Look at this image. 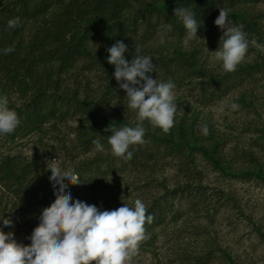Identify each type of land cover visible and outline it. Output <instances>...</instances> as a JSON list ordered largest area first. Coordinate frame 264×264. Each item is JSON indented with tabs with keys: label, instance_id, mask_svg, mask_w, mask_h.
Returning a JSON list of instances; mask_svg holds the SVG:
<instances>
[{
	"label": "trees",
	"instance_id": "trees-1",
	"mask_svg": "<svg viewBox=\"0 0 264 264\" xmlns=\"http://www.w3.org/2000/svg\"><path fill=\"white\" fill-rule=\"evenodd\" d=\"M261 1L0 0V96L8 98L9 108L20 119L15 132L4 137L11 142L46 130L54 132L58 126L76 120L73 139H57L64 155L76 149L85 154L91 152L97 138L105 147L104 152L96 151L94 156L78 161L69 157L74 163V173L89 190L92 200L107 206L104 187L114 177L127 173L143 176L146 186L154 184L161 189L162 193L146 204L148 214L154 217L153 222L145 226L147 233L164 223L170 200L191 197L192 192L202 188L196 168L198 158L223 177L264 184V162L259 156L251 151H240L234 159H227L222 140L210 128L207 135L202 133L199 113L194 109L183 110L181 115L176 112L175 126L167 134L145 121V143L130 148L133 157L129 161L111 154L107 143L111 133L105 131L108 127L119 129L136 125L130 120L127 98L122 100L126 93L114 78V66L107 62V48L123 41L128 46L125 58L129 62L134 55L148 56L147 44L152 32L161 31L165 25L172 26L167 37L182 41L186 31L174 15L177 7H186L195 13L198 23H202L197 32L209 28V19L218 17L221 7L230 9V19L243 26L250 45L262 38V31L242 8ZM17 17L19 26L9 29L8 21ZM136 45L140 46L138 52ZM8 47L13 51L4 54L3 50ZM152 61L155 68L165 70V81L171 79L178 86L193 77H203L202 89L211 97H219L232 87L251 82L256 73L264 71L262 57L241 63L233 73L211 76L204 70L195 48L183 49L178 45L170 56ZM93 72L98 73L103 83L98 93L86 80L85 74ZM149 74L152 77L155 69ZM83 79L86 85H82ZM12 98L17 102H12ZM114 100L125 104L118 114L110 115L107 106ZM259 132L264 141V125ZM46 153L31 158L6 154L0 159V220L12 221L11 227L0 224V229L12 232L16 242L23 245L31 243L29 237L40 222L42 210L56 198L49 180L51 173L45 168V159L55 153ZM168 158L178 160V171L184 178L171 189L156 178L157 169ZM233 160H238V166ZM65 191L71 194L73 201L78 200L77 192L68 186ZM215 192L224 196L221 190ZM208 256V253L203 257L192 256L191 260L202 264ZM223 256L228 264H234L230 256L225 253Z\"/></svg>",
	"mask_w": 264,
	"mask_h": 264
},
{
	"label": "rangeland",
	"instance_id": "rangeland-1",
	"mask_svg": "<svg viewBox=\"0 0 264 264\" xmlns=\"http://www.w3.org/2000/svg\"><path fill=\"white\" fill-rule=\"evenodd\" d=\"M242 9L246 16L258 23L262 31L261 39L250 42L242 63L261 60L264 57V0ZM216 18L209 19V28L197 32L198 38L187 42L186 37L182 41L166 37L165 43L160 44V30L157 29L158 31L152 32L151 41L147 44L148 56L156 60L161 56H170L177 45L183 49L192 47L196 49L206 73L211 76L224 74L220 64L214 60L213 51L217 50L223 35V31L214 24ZM228 21V26L236 25L230 17ZM154 69L152 77L166 82L165 70ZM97 74H85L95 93H98L103 84ZM86 80L83 79L82 85L87 84ZM202 80L203 77H193L182 85L175 84L177 113L181 115L183 110L197 111L200 126L206 124L222 140L227 159H234L240 151H251L264 162V141L259 132L264 125V71L256 73L251 82L232 87L224 95L219 94V97H211L205 92ZM11 100L17 102L15 98ZM122 100L126 101V97ZM123 103L125 104L114 100L107 106V112L110 115L118 114ZM232 103L239 104V109L232 110ZM221 106L223 111L220 110ZM133 112L131 110L130 120L137 124L136 113ZM75 126L76 120H71L64 126H58L57 131L46 130L45 133H34L11 142L0 135V159L6 154L31 158L42 152L49 154L54 151L55 155L45 159L46 170L49 171L47 165L52 160L59 158L62 169L74 171L70 156L78 161L92 157L96 152L95 148L87 154L76 149L68 156L63 154L57 139L72 140ZM237 161L233 160L236 166L239 164ZM196 168L200 172L199 182L202 188L198 192H192L191 197L185 196L168 202L169 211L164 223L147 233L151 240L147 239L141 244L139 254L134 257L132 264H197L191 257H203L207 253L209 256L202 264H228L224 253L230 256L234 264H264V184L257 180L223 177L201 158L197 159ZM156 178L169 189L178 182H183L184 178L178 171V160L168 158L162 162L157 169ZM144 180L143 176L136 173L114 177L104 187L109 202L107 206L92 200L89 190L81 181L79 185L68 187L77 192L78 200L95 205L101 211H110L123 204L134 206V201L138 198L146 205L153 197L162 193L154 184L146 186ZM216 190H221L224 196L216 195Z\"/></svg>",
	"mask_w": 264,
	"mask_h": 264
},
{
	"label": "clouds",
	"instance_id": "clouds-1",
	"mask_svg": "<svg viewBox=\"0 0 264 264\" xmlns=\"http://www.w3.org/2000/svg\"><path fill=\"white\" fill-rule=\"evenodd\" d=\"M230 9L220 8L214 24L223 31L219 46L214 52V60L225 73H233L246 58L249 42L242 25L228 26ZM174 15L179 18L186 31V42L197 37L198 23L195 13L186 7H177ZM202 22V21H201ZM20 19L8 21V28L14 29ZM172 26L165 25L158 33L160 44H164ZM201 39V38H200ZM140 46L136 45V51ZM4 54L13 51L5 48ZM107 62L114 66V78L119 88L126 93L127 107L136 113L138 123L134 127L107 128L110 132L107 143L111 154L129 161L133 157L130 148L145 143L147 121L154 129L159 128L164 134L175 126L177 112L175 83L158 81L149 73L155 65L150 56L134 55L129 62L125 58L128 46L117 41L107 48ZM114 106V105H113ZM239 104L232 103V110H238ZM223 111V106H221ZM20 125L17 113L8 106V98L0 96V135H11ZM201 131L208 134V126L202 125ZM97 152H104L105 147L97 138L93 141ZM47 169L49 180L54 188L55 200L44 208L40 222L29 237L31 243H17L12 232L0 229V264H132L139 254L141 244L150 237L146 224H151L154 217L141 199L134 201V206L118 207L115 210L101 211L95 205L80 200L73 201L66 193L68 185H79V177L73 170H64L61 161L52 160ZM4 227H11L10 219L0 220Z\"/></svg>",
	"mask_w": 264,
	"mask_h": 264
}]
</instances>
